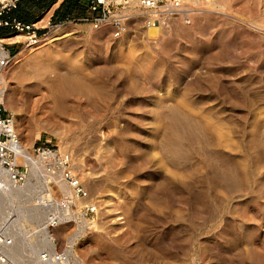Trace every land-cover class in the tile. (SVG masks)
<instances>
[{"label":"rangeland","instance_id":"374dc122","mask_svg":"<svg viewBox=\"0 0 264 264\" xmlns=\"http://www.w3.org/2000/svg\"><path fill=\"white\" fill-rule=\"evenodd\" d=\"M137 15L119 39L73 23L11 40L3 102L20 143L68 152L89 196L57 209L48 237L71 264H264V0L200 3L155 39ZM39 173L28 204L62 201ZM48 210L17 223V264H41Z\"/></svg>","mask_w":264,"mask_h":264},{"label":"built area","instance_id":"2783aa9c","mask_svg":"<svg viewBox=\"0 0 264 264\" xmlns=\"http://www.w3.org/2000/svg\"><path fill=\"white\" fill-rule=\"evenodd\" d=\"M19 0H5L0 2V29H9L10 33L5 38H0V76L12 64L16 51L11 53L10 47L16 50L17 42L10 41L15 35H22L25 47H33L45 39V33H39L37 25L42 24L44 19H39L35 24H22L15 19L5 17L12 10L16 9ZM213 0H83L88 11V17L76 20H66L52 23L46 21L44 29L59 27L63 24L84 23L92 30L97 31L107 28L113 39L121 38L127 30L130 19V12L135 9L138 12V19L144 29L152 26L163 27L172 21L181 19L188 24V17L195 12V6L200 3H212ZM134 5L131 8V5ZM8 42H4L5 40ZM3 83L0 82V193L5 187L6 181L12 189H24L28 183V167L30 161H38L42 165L44 177L50 179L48 185L59 189V185L66 188L64 197L59 203H54L43 222V228L55 229L65 218L59 216L57 209L67 211L71 201L78 199L88 200L89 196L83 187L79 177L72 170V159L68 152L60 151L50 141H43L33 146L30 150H22L15 123L12 115L7 111L3 102ZM26 156V157H25ZM21 157L22 159H18ZM30 158V159H29ZM21 160L22 163H18ZM40 172V173H41ZM39 173V174H40ZM53 180V181H52ZM56 182V183H55ZM57 185V186H55ZM84 215L88 217L96 213L95 204H88L84 208ZM52 248L38 253L37 258L42 264H71L70 255L64 251H57L55 240L51 238ZM13 245V240L0 230V264H14L7 254V250Z\"/></svg>","mask_w":264,"mask_h":264},{"label":"bare ground","instance_id":"6f19581e","mask_svg":"<svg viewBox=\"0 0 264 264\" xmlns=\"http://www.w3.org/2000/svg\"><path fill=\"white\" fill-rule=\"evenodd\" d=\"M57 27H54V28H57ZM158 34H159L158 26L149 27L146 31V36L148 39H155L158 36ZM72 35L74 34L73 33L70 34V32L68 34V33L60 32V31H54L51 37L49 38V42L50 43L57 42L59 40H62ZM20 38H22L21 35H15L12 38V40L14 39L17 40ZM6 41H9V40L7 39ZM0 82L3 83V74L0 76ZM22 150L24 151L26 149H24L22 146ZM18 159H22V158L19 157ZM18 163H22L21 160H18ZM40 167H42V165H40V162L30 161V167L28 170V173H29L28 178H30V180L34 177L36 179L37 174L40 172L39 170L42 169ZM30 180H28V183L24 189H12L11 185L8 184L6 181L2 182V185L7 190H5L3 193H0V230L3 231L6 236H9L13 240V245L7 250V254L14 264L21 263L22 261H26L29 259L28 258L29 252L28 253L26 252L25 239L18 235L19 231L16 229L17 223H20V222H23V223L39 222L40 223V221H42L43 217L45 216L44 210L50 209V207H52V205L54 204L52 203L53 200L50 198V194L41 190L40 192H38V195H37L38 197H36L38 201H36L34 204L31 203L32 205H29L28 203L31 201L30 199L32 197L29 195V197H31L29 198L28 193L33 188L34 190L38 189V187L30 185L29 183ZM58 187L60 188V190L61 189L66 190V188L61 185H58ZM43 229L44 228L42 227V230L40 229L39 231V233L42 234L40 239H38V237L36 236L37 244L34 246L39 247L41 249V247L47 244L46 247L48 246L49 248H52V245L50 242L51 239L47 235L48 234L47 230L46 229L43 230ZM25 252L28 254L27 256L23 255V253ZM37 263H39V260Z\"/></svg>","mask_w":264,"mask_h":264},{"label":"crops","instance_id":"0c3cea01","mask_svg":"<svg viewBox=\"0 0 264 264\" xmlns=\"http://www.w3.org/2000/svg\"><path fill=\"white\" fill-rule=\"evenodd\" d=\"M31 6V2L28 0H19L16 9L12 10L5 17L17 20L16 14L22 9L31 11V18L27 23L24 24H35L39 19L51 21L52 23H58L66 20H76L88 17V11L83 3V0H54V2L48 8L42 10L41 12H37ZM70 7L75 8V10L70 16H67L65 15V12ZM17 21L20 22L19 20ZM40 30L39 33L44 32L43 27H41ZM0 33H2L4 36L2 38H5L9 35L10 30L0 29Z\"/></svg>","mask_w":264,"mask_h":264},{"label":"trees","instance_id":"16d2710c","mask_svg":"<svg viewBox=\"0 0 264 264\" xmlns=\"http://www.w3.org/2000/svg\"><path fill=\"white\" fill-rule=\"evenodd\" d=\"M28 1L31 2V5H32L31 7L37 12H41L42 10L48 8L54 2V0H28ZM74 10L75 8L70 7L65 12V15L70 16ZM36 11H32V12H36ZM30 12L31 11L22 9L16 14L17 20L22 22V24L27 23L29 19L31 18ZM2 37L4 36L2 33H0V38Z\"/></svg>","mask_w":264,"mask_h":264}]
</instances>
